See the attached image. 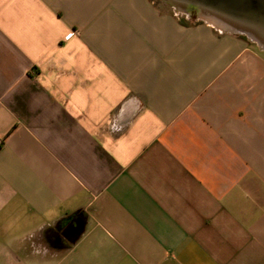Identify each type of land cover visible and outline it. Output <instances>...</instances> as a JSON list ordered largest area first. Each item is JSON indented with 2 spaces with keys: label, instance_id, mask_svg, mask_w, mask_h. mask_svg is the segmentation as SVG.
I'll list each match as a JSON object with an SVG mask.
<instances>
[{
  "label": "crops",
  "instance_id": "obj_1",
  "mask_svg": "<svg viewBox=\"0 0 264 264\" xmlns=\"http://www.w3.org/2000/svg\"><path fill=\"white\" fill-rule=\"evenodd\" d=\"M0 264H264V32L0 0Z\"/></svg>",
  "mask_w": 264,
  "mask_h": 264
},
{
  "label": "water",
  "instance_id": "obj_2",
  "mask_svg": "<svg viewBox=\"0 0 264 264\" xmlns=\"http://www.w3.org/2000/svg\"><path fill=\"white\" fill-rule=\"evenodd\" d=\"M170 5L175 12L189 14H213L242 30L264 32V0H160Z\"/></svg>",
  "mask_w": 264,
  "mask_h": 264
},
{
  "label": "rangeland",
  "instance_id": "obj_3",
  "mask_svg": "<svg viewBox=\"0 0 264 264\" xmlns=\"http://www.w3.org/2000/svg\"><path fill=\"white\" fill-rule=\"evenodd\" d=\"M157 6H159V8H162L163 10L166 11H170V12H174L177 14L178 17H183L185 20L187 21H207L209 23H212L213 25L217 26V27H224V28H228V29H234L231 27V25H229L228 23H226L224 20L213 16L212 14H205V15H197L195 10H192L189 14H185V13H180V12H175L173 10V8L164 3L161 2L160 0H152Z\"/></svg>",
  "mask_w": 264,
  "mask_h": 264
},
{
  "label": "trees",
  "instance_id": "obj_4",
  "mask_svg": "<svg viewBox=\"0 0 264 264\" xmlns=\"http://www.w3.org/2000/svg\"><path fill=\"white\" fill-rule=\"evenodd\" d=\"M179 20H180V22L183 23V24H189V23H192V22H193V21H192V22H191V21H187V20H185L183 17H179ZM195 22L197 23V22H200V21H195Z\"/></svg>",
  "mask_w": 264,
  "mask_h": 264
},
{
  "label": "bare ground",
  "instance_id": "obj_5",
  "mask_svg": "<svg viewBox=\"0 0 264 264\" xmlns=\"http://www.w3.org/2000/svg\"><path fill=\"white\" fill-rule=\"evenodd\" d=\"M205 14H208V13H203V15H205ZM211 15V14H210ZM213 15V14H212ZM213 16H215V15H213ZM217 17V16H216Z\"/></svg>",
  "mask_w": 264,
  "mask_h": 264
}]
</instances>
